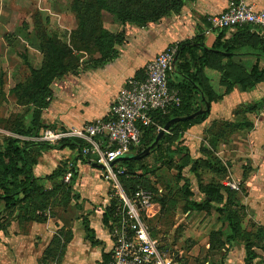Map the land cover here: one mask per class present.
<instances>
[{
  "label": "crops",
  "instance_id": "crops-1",
  "mask_svg": "<svg viewBox=\"0 0 264 264\" xmlns=\"http://www.w3.org/2000/svg\"><path fill=\"white\" fill-rule=\"evenodd\" d=\"M70 1L66 0V5L46 9L35 7L34 13L41 19L37 28L34 22L21 20L12 29L5 26L8 29L5 28L1 40L28 50V54L21 55L24 70L28 73L25 77L31 69L39 70L44 60L38 30L48 38L56 37L66 42L65 37L79 29V20ZM182 1L181 16H174L171 31L164 18H158V22L148 21L146 26L138 28L131 22L108 17L103 26L109 32L108 40L113 46L107 58H102L98 50L92 57L80 59L76 67L62 76L55 77L48 84L45 107L34 105L30 120H25L26 124L30 126L37 122L44 128L78 130L87 123L106 119L124 82L129 77L141 75L145 63L166 46L202 34L204 45L211 48L216 42L217 32L204 34L207 27L205 18L223 11L229 0ZM247 1L264 10V0ZM238 28L225 29L223 40H233ZM9 30L13 31V36L8 35ZM249 32L257 35V42L264 47V33L253 26H249ZM197 54L201 55V51L197 50ZM208 58L202 75L213 93L209 114L202 123L178 132L171 148L183 149L172 152V163L156 169L154 174L158 181L157 177L163 176L168 187L165 185L161 192L167 198L170 191L174 192L182 184L176 178L171 183L168 179L171 175L164 177V174L173 169L170 168L173 163L178 170L180 158L188 154L190 163L181 171L189 176L191 198H195L192 200L202 202L204 189L209 184L223 186V199L220 203L210 202L208 210L188 208L184 214L191 215L193 211L215 219V228L211 231L216 232L213 237L219 240L221 246H214L216 253L213 257L218 258L219 264H262L264 59L252 55L226 57L214 52L209 53ZM211 156L217 165L205 161ZM36 159L32 167V188L20 194L12 208L2 210L1 207L0 264H108L113 245L111 215L108 214L110 183L100 176V168L89 164L91 159L84 162L77 149L68 147L44 148ZM196 160L199 166L191 173L188 170ZM67 173H71L68 181L65 179ZM231 174L239 179L241 185L240 190L234 191L235 195L238 192L242 194L239 198L236 196L242 208H235L239 211L240 232L234 238L227 237L230 232L225 216L216 210L226 204L228 198L223 189H231L227 186ZM193 189L196 190L195 197ZM227 209L230 210V206ZM154 219L149 220L151 231L150 222ZM210 234L205 245L206 255L211 251ZM241 234L246 237L245 240L241 239ZM154 236L160 237L158 234ZM241 242L251 243L248 248L251 250V262ZM172 246L170 248L174 251ZM202 254L205 255V251Z\"/></svg>",
  "mask_w": 264,
  "mask_h": 264
},
{
  "label": "trees",
  "instance_id": "trees-1",
  "mask_svg": "<svg viewBox=\"0 0 264 264\" xmlns=\"http://www.w3.org/2000/svg\"><path fill=\"white\" fill-rule=\"evenodd\" d=\"M96 2L99 9H109L120 21H128L136 25H145L146 22L157 20L169 12H178L183 3L182 0H115L113 2L114 5H108L106 0H96ZM146 7L149 9L148 13H146ZM77 18L80 24V17L78 16ZM225 31L223 29L217 32L216 42L211 48L204 45L202 34L177 43L174 67L168 72L167 80L170 88L178 90L180 105L170 109L166 114L155 113L153 115L161 128L169 123L168 132L157 138L160 131H157L154 126L144 128L139 147L130 149L113 165L114 169H125V174L120 176V182L127 193L134 190L137 186L153 191L150 186L140 184L142 179L146 178L144 177L145 174H150L162 166H169L173 161V153L183 149V147H178L176 150L171 148V144L178 138V132L186 130L193 124L202 123L207 118L209 105L213 100V93L206 86L202 69L208 64L209 53L214 52L226 57L252 55L264 59V47H261L259 45L260 42H257V35L249 32L248 25L239 27L234 39L231 41L223 40ZM38 37L44 60L39 70L31 69L30 74L33 84L31 86L32 91L29 94V101L27 102L36 107H45V99L48 97V84L55 77L62 76L72 68L70 69L64 63L63 49L62 47L58 48L53 38H48L42 31H38ZM112 46L111 40L100 37L99 52L102 58H107ZM197 50L201 51V55L197 54ZM111 53H114V51ZM254 70L255 68L252 71ZM141 75L135 76L140 77ZM19 87L21 86L17 85L15 88ZM34 89L36 90L34 91ZM24 93L28 94L27 92ZM39 93L41 95L37 96ZM25 118L23 117L21 122H18L15 126L14 132L19 137H6L4 140L5 146L3 150H0V211L1 207L2 210L12 208L18 200V196L32 188L34 183L32 167L36 164V157L42 149H63L68 147L77 149L79 157L84 162L90 159L89 155L82 153V149L86 146V143L82 140L66 138L53 144L34 140L38 136L40 129L44 127L37 122H33V125L28 126ZM172 119L177 120L171 122ZM234 127L236 126L234 125ZM148 158L151 159L148 161ZM214 160L211 161V164L217 165ZM189 163L190 156L186 154L184 159H181V165H179L178 170H181ZM195 163L197 161L192 163L191 166H194ZM192 168L195 169V166ZM222 187L221 185H207L204 189L206 199L200 203L190 200L189 205L192 207L190 208L193 210H208L211 206L210 202H222ZM223 191L228 199L223 207L216 208V210L225 216L227 228L230 232L227 237L234 238L240 232L237 216L239 211L235 208L240 209L242 206L239 200L236 199L235 190L225 188ZM153 192L156 193L155 200L160 206L159 215H161V212L164 211L162 203L163 201L165 203L167 198L162 192L157 193V190ZM229 206L230 210L227 209ZM112 207L113 203L108 205V214L110 215L112 214ZM221 232L220 230V234ZM215 235L216 232L210 235V241ZM165 246L171 247L167 243H165ZM248 255H251V252ZM177 263L179 264L178 261Z\"/></svg>",
  "mask_w": 264,
  "mask_h": 264
},
{
  "label": "built area",
  "instance_id": "built-area-1",
  "mask_svg": "<svg viewBox=\"0 0 264 264\" xmlns=\"http://www.w3.org/2000/svg\"><path fill=\"white\" fill-rule=\"evenodd\" d=\"M205 21L206 35L244 25L264 33V10L247 0H229L223 11L207 15ZM176 52L177 44L166 47L145 63L140 77H129L119 90L108 118L87 123L78 130L43 128L34 138L51 144L66 138L82 140L86 143L82 153L102 165L100 176L110 183L108 200L113 203L109 264H178L175 252L150 229L149 220L160 210L156 193L141 186L127 193L120 182L125 169H114L112 165L130 149L139 147L144 128L163 129L154 119L155 113L166 114L179 107V92L170 88L167 80ZM70 176L67 173L66 181ZM227 186L239 189L236 183L228 182Z\"/></svg>",
  "mask_w": 264,
  "mask_h": 264
},
{
  "label": "rangeland",
  "instance_id": "rangeland-1",
  "mask_svg": "<svg viewBox=\"0 0 264 264\" xmlns=\"http://www.w3.org/2000/svg\"><path fill=\"white\" fill-rule=\"evenodd\" d=\"M106 1L108 5H114L113 2H115V0ZM70 2L72 10L77 17H80L79 29L66 36V42L56 37L53 38V40H55L59 49L60 47L63 49L62 56L64 63L67 67L73 69L74 66L76 67L78 65L80 59L92 57V55L100 50V37L109 39V32L104 28L103 21L106 22L110 16V18L116 20V16L114 13L110 12L109 9H99L96 0H71ZM66 3V0H0V150H3L5 146L4 140L6 137H19V135L14 132L15 126L18 122H21L23 117H26L25 119L29 118L30 120L32 115L31 108L34 106L30 102H27L29 101V94L33 83L31 80V74L26 77L24 76L27 72L24 70L25 64L23 63L21 56L23 54H28V50L24 51L20 49V47H15L13 43L10 45L7 41L5 42L4 40H1V36H3L6 31L5 28H7L5 26L7 25L9 29H12L15 23L17 21L20 22L21 20V22H34L35 28H37V24L41 22V19L33 11L35 7L46 9L49 6L57 7L60 5H66ZM180 10L178 12H169L159 18L165 19L164 22L167 23L169 31L172 30V26L175 23L174 16H181ZM103 12H106L107 14L105 13V16H103ZM18 15L20 16L19 18ZM159 19L153 22H158ZM140 26H146V24H134V27L141 28ZM12 33L13 31L9 30L8 35L13 36ZM178 42H173L171 44L174 45ZM169 46L170 44L166 47ZM20 66H22V68ZM17 85H20L21 87L15 88ZM26 89H28V91H26ZM35 90L36 89H34V91ZM23 91L28 94H25ZM39 95H41V93L37 96ZM194 149H196V146H194ZM185 155L186 154H184L180 160L184 159ZM150 159L151 158H148V161ZM213 160V156L209 159H205V161L210 163ZM180 163L179 165H181ZM236 163L234 162L233 164ZM251 165L253 164L251 163ZM194 166L196 170L199 165L197 166V163H195ZM194 166L192 165L188 171H191V173L194 172V169L192 168ZM170 168L173 169H169V173H166V175L164 174V177H169L171 175V177L168 178L171 179V183H173L174 178H176L177 180H181L179 183L182 185L174 192H172L173 190L170 191V194L168 195L169 199L167 201L165 200V203L163 201L162 205L164 211L161 212V215L158 213L156 216L157 218H155L151 224L153 227L152 234L160 235L163 242L173 245L174 252L176 250L175 259L179 264H216V262L219 264L218 258L213 257L216 253L215 250L213 251L214 246H221L219 245V240L216 237H213L210 246L211 251L207 255L205 248V245L208 242V233L212 234L215 232L211 231V229L215 228V219L209 218L200 213H194L193 211L191 215H185V210L191 207L189 201L195 199L191 198L193 194L190 188V179L186 172H183V170H177L176 164L173 163ZM157 179H159V181L156 180L154 172H151L146 175V178L142 179V183L140 184L150 186L153 191L157 190V193H161L159 190L165 187V180L163 179V176H161V178L157 177ZM228 180L229 183L239 184L240 190L241 185L239 179L231 174ZM172 186H174V184ZM166 187L168 186L166 185ZM194 191L195 197L196 190ZM235 196H238L239 198L242 194L238 192V195ZM238 198L236 197V199ZM202 199V201H204L206 196L204 195V198ZM158 207L160 209L159 205ZM191 208L190 210H193ZM245 238L246 237H243L241 234V239L245 240ZM247 240H250V238L247 237ZM241 243L247 252L248 260L250 261L251 258L248 253L251 252V250L248 248H250L251 243ZM204 251L205 255L202 254Z\"/></svg>",
  "mask_w": 264,
  "mask_h": 264
},
{
  "label": "water",
  "instance_id": "water-1",
  "mask_svg": "<svg viewBox=\"0 0 264 264\" xmlns=\"http://www.w3.org/2000/svg\"><path fill=\"white\" fill-rule=\"evenodd\" d=\"M173 66H174V61H173ZM174 120H177V119H172L171 122H173ZM168 129H169V123H167V124L163 127V129L160 130V132L158 133L157 138H159V137L162 136L165 132H167ZM118 160H119V158L116 159L115 161H113V162H112V165H114ZM89 164H91L93 167H96V168H100V169L102 168V165H101V164H98V163H96V162H94V161H89Z\"/></svg>",
  "mask_w": 264,
  "mask_h": 264
}]
</instances>
